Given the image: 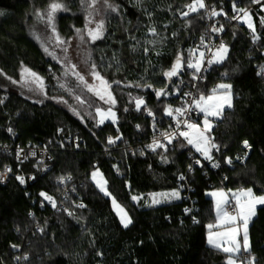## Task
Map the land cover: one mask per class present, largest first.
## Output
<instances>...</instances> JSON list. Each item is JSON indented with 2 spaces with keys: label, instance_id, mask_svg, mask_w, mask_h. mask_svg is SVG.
I'll list each match as a JSON object with an SVG mask.
<instances>
[{
  "label": "trees",
  "instance_id": "16d2710c",
  "mask_svg": "<svg viewBox=\"0 0 264 264\" xmlns=\"http://www.w3.org/2000/svg\"><path fill=\"white\" fill-rule=\"evenodd\" d=\"M50 1L0 0V71L16 77L25 65L43 76L49 88L57 65L29 36L26 23L31 8H43ZM62 1L69 12L58 15L56 27L68 36L73 27L83 26L82 0ZM108 1L117 11L107 19L106 33L93 43L92 51L97 70L112 83L116 123L98 125L53 101L37 103L0 87V141L11 139V129L15 143L46 145L52 153L51 170L25 187L14 180L0 184V264H228L229 254L206 243L207 226L214 220L207 192L251 188L264 195V3L237 0V5L249 8L254 34L243 24H226L227 55L197 83V95L209 93L217 83L231 85L232 107L223 110L210 131L219 150L211 151L212 160L206 161L182 140L166 150L144 148L151 132L168 122L163 114L166 101L156 99L155 88L164 86L162 75L177 54L185 58V48L198 39L204 25L202 10L180 17L192 0ZM151 28L158 41L144 54L142 42ZM132 94L144 96L154 122L145 108H132ZM116 134L118 142L109 144L108 135ZM70 135L78 138V146L61 148L63 138ZM198 158L200 163H193ZM95 169L129 213L132 223L127 228L113 212L110 198L90 180ZM181 174L192 188L190 211H185L190 201L182 196ZM62 178L64 185L59 183ZM174 189L180 193L175 201L152 206L132 201L133 195ZM64 190L69 201L81 200L83 207L69 204L70 210L64 212L40 205L41 193L58 196ZM255 213L248 225L249 260L239 264L253 258L254 264H264V205Z\"/></svg>",
  "mask_w": 264,
  "mask_h": 264
},
{
  "label": "rangeland",
  "instance_id": "374dc122",
  "mask_svg": "<svg viewBox=\"0 0 264 264\" xmlns=\"http://www.w3.org/2000/svg\"><path fill=\"white\" fill-rule=\"evenodd\" d=\"M53 2L61 3L65 6L66 10H59L55 13L54 17V27H55V33L52 30V25H49L47 22V12L49 11V5ZM204 4L206 6H211L205 3L203 0ZM194 3V0H192L189 4ZM187 4V5H189ZM187 5L184 7V10L182 13H180V17H185L183 15L184 12H188V14L193 13L190 12ZM115 8L116 10L113 11L112 9ZM202 10V8H200ZM248 13L250 14L251 17V23L253 25V20H252V15L249 11V8L246 9ZM117 8L116 6L108 1V0H95V3L93 4V0H82L81 4V14L83 17V26L82 27H73L72 32L68 35L65 36L61 34L57 27H56V19L59 14L69 12L66 4L62 0H52L50 1L45 7L43 8H37L33 7L27 14V23H26V29L29 34V36L37 43V45L40 47L41 51L43 54L54 61L57 65L56 69H52L53 77H54V83L51 85L49 88V82L46 81V79L38 74L37 72L33 71L29 67L25 65H21L18 69L17 76L16 77H11L3 72L0 71V87L8 90H14L19 93H21L23 96L28 98L31 101L37 102V103H43L45 101H53L56 104L62 106L65 110L73 114L75 117H78L80 119H83L84 117L91 119L94 121L95 124L101 125L99 121L101 120V115L97 113V109H101V112L105 114L106 118H104V122H111L112 118L108 116V109L111 108L112 112L115 113V123L117 121V100L116 96L114 93V89L112 88V83H110L96 68V64L93 60V51H92V45L95 41L100 40L103 38V36L106 33L107 25L106 21L109 18L111 14L116 13ZM39 12L42 16L43 19L39 18L36 14ZM196 12V11H195ZM242 16V13H241ZM91 21V23H89ZM247 18H245L244 21L241 20V23L248 28L253 34H254V26L250 28L248 26V23L246 22ZM102 23L103 28H102V35L101 38L96 39L93 41L89 35L88 31L89 29L91 30H96V25ZM87 25V27H86ZM76 29H80L81 32L78 34ZM152 29V28H151ZM148 29L146 32V39L143 43L144 46V54H146L148 49V46H153L155 43H157L158 38L155 36L157 32L153 34ZM59 35L60 39L63 40L65 43H58L56 39V35ZM153 35V36H151ZM81 36H83V40L81 39ZM196 42V41H195ZM195 42L191 45H188L187 48H185V59L187 60V50L192 51V49H195ZM148 43V44H147ZM225 45V44H224ZM190 46V48H189ZM226 46V45H225ZM227 47V46H226ZM45 48H47V52L45 51ZM67 49V51H65ZM228 50V48H227ZM227 55V54H226ZM72 65H75V71L78 72L80 75L84 77V80L87 82L88 85H93L94 87L99 86V81L95 80L94 77L91 75L93 71V65H95V71L100 74L106 80L110 85L109 91L111 92L112 97L115 99V105L113 106L111 103H106L105 100H107V96H105V99L102 100L99 98V96L95 95L94 91H89L88 87L85 85V83L81 82L78 80V78L73 75L72 71ZM29 69L30 72L36 73L38 77L42 79V84L39 82H34L33 78L28 74L24 73L22 77V73L24 69ZM15 81V83L13 82ZM223 84V83H217V96H221L224 94L225 90L224 89H219L218 85ZM63 85V87H61ZM211 90L209 93L205 94V96L211 95L212 94ZM200 95H197L196 93V98L198 99ZM77 97L80 99L78 100ZM138 99H142L144 101V104L141 105L140 109H144L145 105V100L143 95L139 94H132L131 95V103H132V108L134 110H138L136 107V102ZM194 99V100H195ZM81 101H83L81 103ZM166 108V103L164 105V109ZM228 107H225L226 109ZM139 109V110H140ZM163 109V111H164ZM223 109V110H224ZM199 110V109H198ZM145 113L151 112V119H154L153 116V111L146 109L145 108ZM200 111V110H199ZM201 112V111H200ZM220 117H209L210 122L214 123V120L219 119ZM204 114L201 112L200 118L197 122H191L194 124H197L200 128H203L204 126ZM103 122V123H104ZM102 123V124H103ZM114 124V123H113ZM210 135V132L208 133ZM187 142V140H186ZM185 142V143H186ZM193 151H196V148L186 143ZM157 149H163L166 150L165 148H155ZM153 150V149H150ZM197 152V151H196ZM165 160L164 158H162ZM98 169H95L91 172L90 174V180L92 183L96 186V188L103 194L104 192L101 191L100 187L97 186V182H100L101 184L105 181L103 175H98L96 179L94 180L92 177V173L96 172ZM100 174V170H98ZM106 187V185H105ZM247 189V188H244ZM107 190V189H106ZM240 189H235V190H224V189H213L207 192V194L212 198V210H213V216L214 220L211 223L212 225H215L217 223V212H216V200L217 197L211 195L213 192H220L223 191L224 193L227 194V197L230 201L232 199V193L238 192ZM173 191L178 190H170V191H157V192H150L145 195H133L136 197H140L138 200H133L134 203L141 204L143 206H152L156 205L152 203V195L151 194H161V193H172ZM108 192V191H107ZM110 198V204L113 212L116 214L120 221V216L117 214V210L113 207L112 200L113 196L111 195H106ZM132 196V197H133ZM180 196V193H179ZM156 199L161 200V203L165 202H171L178 200L177 198H167L165 199L163 196H157ZM234 204L236 203L235 200L232 199ZM123 209L124 211L128 214L127 210L125 207L120 204L118 201H116ZM160 204V203H158ZM230 204V203H229ZM260 206L259 204L256 206V208ZM227 207V205L225 206ZM227 209V208H226ZM256 211V209H255ZM232 214H235V211L232 212ZM253 218V217H252ZM121 223V221H120ZM122 224V223H121ZM123 225V224H122ZM210 225V224H209ZM216 233L217 231H221V229H218L216 227H213L211 230L207 226V233H206V243H208V237H209V232ZM212 247L211 245H209ZM214 248V247H213ZM222 251V250H221ZM228 254V253H227ZM234 260L240 259V261H248L249 259L246 257V252L241 251L240 253L236 254L233 257ZM228 261V259H227ZM235 264H239L235 262Z\"/></svg>",
  "mask_w": 264,
  "mask_h": 264
},
{
  "label": "snow or ice",
  "instance_id": "6c2138e0",
  "mask_svg": "<svg viewBox=\"0 0 264 264\" xmlns=\"http://www.w3.org/2000/svg\"><path fill=\"white\" fill-rule=\"evenodd\" d=\"M253 2L259 3L260 0H253ZM95 3V0H93V4ZM190 12L198 11L200 8H205L206 5L204 4L203 0H194V3L187 5ZM235 8V5H234ZM59 10H66L65 6L61 3L53 2L49 5V11L47 12V22L49 25H52V30L55 33V27L53 24L55 13ZM113 11L116 9L113 8ZM236 11L242 13V16L233 17V19H240L242 21L247 18V23L250 28L253 27L251 23V17L250 14L246 9H235ZM3 13H0L2 15ZM221 13L216 12L213 10L211 12L212 16L220 15ZM39 18L43 19V16L37 12L36 14ZM184 16L188 15V12L183 13ZM91 23V21H89ZM261 23L264 24V19L261 20ZM87 27V25H86ZM102 23L96 25V30L89 29L88 35L89 37L95 41L96 39L101 38L102 35ZM77 33L79 34L81 32L80 29H76ZM151 32L153 34L155 33V29H151ZM212 31L214 32H220L223 31V27L220 28H212ZM56 39L58 43H65L63 40L60 39L59 35H56ZM81 39L83 40V36H81ZM201 43L203 44V38L201 39ZM45 51L47 52V48H45ZM67 51V49H65ZM147 51V49L145 50ZM227 47L221 43V45L216 49V51L212 54V58L208 59L207 63L209 65L213 63H221L227 54ZM197 52L198 57H197ZM204 57L205 52L199 51L198 49H193L189 53V58L185 60L183 55H178L175 63L171 66L170 70L163 73L165 77H167L169 80H171L172 77L178 76L182 69L186 66L188 69H193V80L198 79L196 73H200L202 70V65L204 64ZM72 71L73 75H75L79 81L85 83V85L88 87L89 91H94L95 95L99 96L100 99L104 100L105 96H107V100H105L106 103H111L113 106L115 105V99L112 97L111 92L109 91L111 85L104 80L102 76L98 72L95 71V65H93V71L91 75L94 77L95 80L99 81V86L94 87L93 85H88L87 82L84 80V77L80 75L78 72L75 71V65H72ZM24 73H28L34 80V82H39L42 84V79L36 75L34 72H30L29 69H24L22 73V77ZM15 83V81H13ZM118 83V82H117ZM63 87V85H61ZM148 87H151V85H148ZM219 89H224L225 92L221 96H217L216 92L217 89H213L212 94L205 96L201 94L198 99H195L194 101H191L190 104H194L195 108H198L203 114H204V126L203 128H200L197 124L194 123H188L185 121V128L186 131H179V135L184 137L185 140H187L188 144L193 145L196 148V151L201 153V155L204 157V159L211 161L212 156L210 154V151L212 148H217L218 146L214 143H212V138L208 133L211 131L212 123L209 120V117H221L223 113V109L225 107L231 108V85L228 84H220L218 85ZM164 89L156 90V96L159 98L161 95H166ZM185 95H188L187 93ZM79 100L80 98L77 97ZM83 101H81L82 103ZM144 104V101L142 99H138L136 102V107L139 110L141 105ZM167 114L169 116L173 115L172 109H167ZM176 114L183 115L186 111L183 108H177L174 110ZM97 113L101 115V120L99 123L104 122V118H106L105 114L101 112V109H97ZM151 115V112H149ZM108 116L112 118L113 123H115V113L112 112L111 108L108 109ZM180 123L177 122V130H179ZM11 131V129H9ZM166 138H168L169 143L171 142V139L175 138V134H172L169 136V134H164ZM119 139V137H117ZM109 144H114L115 140L112 137L108 138ZM244 146L246 148L250 147L247 141H244ZM149 147L155 148L157 147H164V145L160 144L157 141L153 142V145H149ZM229 164H231V159H228L227 161ZM196 163H200V161H196ZM213 167H219V164H213ZM8 171H11V169H8ZM98 175H101L98 170L96 172L92 173V177L95 180ZM17 179L20 181L21 184H23L24 178L18 176ZM63 179V178H62ZM183 179V177H181ZM107 181H104L102 184L100 182H97V186L100 187L101 191L105 193V195H111L106 190ZM42 196L45 197V199L52 201V197L47 196L45 193H41ZM152 195V203L158 204L161 203V200L156 199V197L163 196L165 199L171 197V198H179V192L173 191L172 193H161V194H151ZM211 195L217 197L216 200V212H217V223L215 225H208V228L211 230L213 227H216L218 229H221V231H217L216 233L209 232L208 237V243L212 247L222 250L225 253L229 254L228 257V264H235V260L233 257L240 253L241 251L244 252H250V243H249V235H248V225L251 221L252 217L255 216V209L256 206L264 205V195H256L251 188L247 189H240L238 192L232 193V199L235 200L234 210L235 214H232L227 211L226 205L230 203L227 194L223 191L220 192H213ZM133 200H138L140 197L133 196ZM113 207L117 210V214L120 216V221L123 224L125 228L129 226V224L132 223L131 219L128 217V214L124 211V209L116 202L115 198L112 200ZM53 207H55V203L53 202ZM79 207H83V205H79ZM185 211H189L186 209ZM69 215H72L71 212L68 213ZM195 222V221H194ZM248 264H254V258L248 262Z\"/></svg>",
  "mask_w": 264,
  "mask_h": 264
},
{
  "label": "built area",
  "instance_id": "2783aa9c",
  "mask_svg": "<svg viewBox=\"0 0 264 264\" xmlns=\"http://www.w3.org/2000/svg\"><path fill=\"white\" fill-rule=\"evenodd\" d=\"M226 3L227 4H225V2H221L217 5H211L202 8V17L204 25L201 34L195 42V49L205 52L202 70L200 73H196L198 79L193 80L194 70L188 69L185 66L183 68V74L176 76L172 80L169 88L165 91L167 94L162 96L166 101V108L164 109L163 114L168 121L167 125L162 129H155L151 132L150 137L148 138L144 146V148H146L147 150L153 149L149 147V145H153L154 141H157L160 144L164 145V147L157 148L165 149L171 148L174 142L177 140H182L186 142L184 137L179 135V131L187 130L185 128V121L191 123L197 122L199 120L201 112L198 110V108H195L194 104H190V102L194 101V99L196 98L197 83L203 78L206 70L212 65H209L207 63L208 59L212 58V54L221 45V43L224 44L223 32L225 31V25L234 23L242 24L240 19H233V17L241 16V13L236 11L235 9H248L247 7L237 5V0H227ZM261 3H264V0H260L259 3L253 2L254 5H258ZM213 10L221 14L212 16L211 12ZM221 26L223 27V31H212L213 27L220 28ZM246 29L249 31V34H253L248 28ZM202 38L203 44L201 43ZM254 39L255 38L253 37V41H255ZM190 52V50H187V59L189 58ZM261 53L264 54V50H262ZM198 54L199 53L197 52V57ZM216 88L217 84L211 86V90ZM186 93L188 95H185ZM177 108H183L186 111L181 116L175 113L174 110ZM167 109L173 110L172 116H169L167 114ZM145 115L149 117L151 122H154V119H151L149 113H145ZM178 121L180 123L179 130H177ZM8 134L11 137L9 141H0V184H8L11 180H14L20 187H25L27 184L33 182L37 175L43 176L51 170L52 153L48 146H35L30 144L20 145L13 141L15 135L11 131L8 130ZM164 134H169V136L175 134V138L171 139V142L169 143L168 138H166ZM109 137H112L115 140V143L112 144L115 145L119 140L117 139V137L120 138V135H108L107 140ZM66 144L72 145L74 148H76L78 146V138L73 135L67 136L61 141L60 147L64 148ZM218 150L217 148L211 149V151L214 152H217ZM194 152L198 155V157L204 159L201 153L196 151ZM196 161H199V158L194 160L193 163L198 164L196 163ZM227 161L228 158H226L225 162L226 164H229ZM25 165H28V167L25 168ZM8 169H11V171H8ZM18 176L24 178L25 182L23 184H21L20 181L17 179ZM181 177H183V179H181ZM179 180L181 181V190L184 191L182 196L184 199H188L190 201L189 211L193 210L194 205L192 204V200L189 197V192L192 188L187 183L184 174H181L179 176ZM59 183L61 185H64L65 180L59 179ZM43 193H45L47 196L52 197V201L50 202L49 200L45 199L44 196L41 195L42 198L40 200V205L42 207L47 206L52 211L67 212L70 210L69 204L73 208H82L79 207V205H84L81 200L69 201L67 195L68 193L65 190L61 192L58 196H53L46 192ZM53 202L55 203V207H53ZM234 205V202L232 201V199H230V204H228L226 207L227 211L230 213L234 212ZM37 230H39V228H37ZM14 248L19 249L18 246H15ZM13 260H16V258H13ZM235 262L241 263L242 261H240V259H236Z\"/></svg>",
  "mask_w": 264,
  "mask_h": 264
},
{
  "label": "water",
  "instance_id": "95a60500",
  "mask_svg": "<svg viewBox=\"0 0 264 264\" xmlns=\"http://www.w3.org/2000/svg\"><path fill=\"white\" fill-rule=\"evenodd\" d=\"M178 55H181V54H177V56H178ZM177 56L174 58V60H173V62H172V64H171V66L175 63V61H176V59H177ZM171 66H170V68H171ZM170 68H169L168 70H170ZM168 70H166V71H168ZM166 71H165V72H166ZM180 74H183V69H182V71L180 72ZM180 74H179V75H180ZM175 77H176V76L172 77L171 80H169L167 77H165L164 75H162V78H163V80L165 81V84H164L163 87L155 88V96H156V90L164 89V90L166 91V90L169 88V86H170L172 80H173ZM162 96H163V95H161L159 98L156 96V99H157V100H160V99L162 98Z\"/></svg>",
  "mask_w": 264,
  "mask_h": 264
}]
</instances>
